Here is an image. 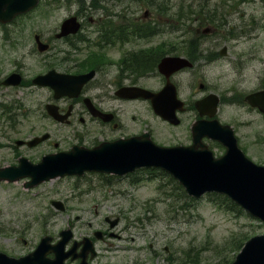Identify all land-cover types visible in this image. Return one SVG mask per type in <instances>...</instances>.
Here are the masks:
<instances>
[{
    "label": "rangeland",
    "instance_id": "1",
    "mask_svg": "<svg viewBox=\"0 0 264 264\" xmlns=\"http://www.w3.org/2000/svg\"><path fill=\"white\" fill-rule=\"evenodd\" d=\"M91 1L85 0V4L98 17L100 12L95 11ZM99 1L109 9L116 3V0ZM169 3L174 8L169 9L165 19L168 17L170 21L182 16L179 15L181 11L187 13L192 9L203 19L217 14L234 28L233 35L228 36V30L220 20L216 21L220 33L211 35L206 44L213 45L215 51L227 46L228 54L217 64L203 67L196 77L194 89L203 90L199 88V82H204L206 92H199L197 97L208 92L223 96L234 91L246 93L264 82V0H169ZM147 4L155 9L152 2ZM79 5V0H41L32 12L20 16L13 26H22L23 32L19 36L22 44L8 50L10 63L17 55H25L19 61L28 65L26 75L29 78L43 71L38 56L27 54L35 48L34 33L45 31L47 34L64 18L74 14ZM193 25L198 27L199 24ZM5 51L0 44V53ZM240 62L244 67L238 73L234 64ZM202 63H206L205 58ZM189 78L187 74L182 76L185 81ZM99 79L100 76L96 81ZM156 79L153 83L159 88L160 82ZM190 90L185 84L182 96L189 95ZM93 92L102 93L98 89ZM5 93L8 101L19 99L24 104L26 115L19 125L22 136L51 134L52 140L42 142L35 150L36 161L46 153L69 149L76 143L75 134L82 131L83 125L78 121L60 122L48 114L47 103L65 108L69 104L68 100L54 98L50 87H21ZM114 104L118 107L119 101ZM125 107L128 115L141 114L170 135L163 127L166 124L149 105L138 102ZM241 112L244 109L222 102L220 118L236 121L245 139L258 140L260 130L264 137V119L250 113L241 115ZM195 114L196 111L179 114L180 125L172 127L175 143L190 135ZM7 142V139H0V166L14 161L12 150L3 146ZM54 142H58L59 147H55ZM224 151L219 149L217 153L221 155ZM261 151L255 159L264 164V142ZM28 179L0 181V244L9 245L15 252L36 247L44 235L58 237L72 221L74 236L69 244L84 237L92 238L100 255L95 260L98 264H195L193 261L197 258L199 264H230L229 260L234 259L237 251L231 254L226 251V259L215 252V246L223 248L233 233L244 232L248 236L264 233V224L246 211L235 213L219 208L210 194L198 199L184 194L180 183L160 169L154 173L142 169L126 176L96 172L69 175L32 188L25 187ZM52 200L62 201L65 209L57 208ZM108 216L112 219L121 217L119 224L111 226L106 220ZM96 231H102L103 238H96Z\"/></svg>",
    "mask_w": 264,
    "mask_h": 264
},
{
    "label": "flooded vegetation",
    "instance_id": "2",
    "mask_svg": "<svg viewBox=\"0 0 264 264\" xmlns=\"http://www.w3.org/2000/svg\"><path fill=\"white\" fill-rule=\"evenodd\" d=\"M150 2H154L155 9L147 4ZM170 8H174V6H171L169 0H116L113 9L100 7V13L95 18L94 11L79 6V9L74 13L79 19V27L76 32L60 36L65 21L63 19L54 29L48 30L47 34L45 31L34 33V36L37 33L40 34L47 46L43 51L39 45L35 44V48L33 47L31 52L27 53L36 54L42 67H44L43 71L30 78L26 75L28 65L19 61L21 57L24 56L25 58V55H17L15 60L10 63L11 58L8 53V50L17 48L22 44L19 38L23 32L22 26L14 27L13 24L17 21L7 24L0 23V44L6 50L0 53V139L8 140L3 146L9 147L14 154V161L9 163L8 166L18 165L22 157L37 162L34 159L37 153L35 150L41 144L29 145L28 143L37 135L22 136L19 125L26 115L23 109L24 104L19 99L8 101L5 98L7 97L5 91L29 86L46 87L35 84L34 78L39 74H46L51 71L55 74L72 75L85 74L91 70L96 71L95 76L84 84L78 97L63 96L59 98L69 101L67 108L58 105L59 112L62 115L66 114L70 107L69 115L66 118L67 124L78 121L83 125L82 133L75 134V144L95 148L102 142H114L119 139L141 136H148L157 144L166 146L190 145L193 143L192 125L202 118L196 108V103L210 93L197 97L199 92H206L207 86L204 82H199V88L203 87L201 88L203 90L195 91L196 77L201 73L203 67L217 64L220 58L227 57L228 54L227 46L226 52L222 50L223 48L215 51L213 45L207 46L206 43L211 35L220 33V27L216 24V21L220 20L219 22L224 25L228 30V36L233 35L234 28L217 14H213L212 17L206 19L199 17L198 14L199 18L194 19V21L192 19H179L178 16L177 19L170 21L168 17L165 19ZM193 24L199 25L196 27ZM165 57L185 58L188 60V64L174 70L170 76H167L161 74L158 70L160 62ZM203 58L206 59L204 64L202 63ZM239 59L241 58L239 57ZM234 65L237 72L241 73L244 63L240 62ZM15 73L21 75V81L18 84H7L6 81ZM184 74L190 76L187 81L182 79ZM99 76L100 79L96 81ZM155 79L160 82L159 88L155 87L153 83ZM168 82L175 84L179 97L185 102L186 110L182 113L196 111L190 135H187L185 140L178 143H175L171 135L172 127H178L180 124L174 125L162 119V122L166 124L163 127L169 130L170 135L168 136L157 125L151 123L147 117L141 114L139 116L135 114L128 115L125 107V105L138 102L141 105L145 103L152 107V102L149 98L142 96L137 98L125 97L124 95L128 93L124 89L142 87L157 92ZM185 84L191 90L189 95L183 97L182 90ZM97 89L102 93L93 92ZM262 90H264V82L260 83L256 89L246 93L234 91L224 96L220 95V105L215 116L221 123L233 127L239 147L257 163L259 161L255 157H258L259 153L262 152L261 143L264 142L263 130L258 131V140L245 139V136L239 132L236 121H222L220 107L222 102H226L229 105L244 109V112L240 113L241 115L250 113L264 119V113L258 107L249 104L245 99L247 95ZM115 101H119L118 107L114 104ZM90 104H93L97 110L110 115H95L89 106ZM48 140H52V137L50 136ZM202 141L217 156L219 155L217 153L219 149H225L223 144L213 138L204 137ZM53 144L55 147H59L58 142ZM118 218L120 221L121 217ZM52 238L53 243H56L60 237L54 238L52 236ZM23 242L26 244L27 241L23 239ZM72 245H67L65 249L66 261L68 264H78L83 259L81 255L83 246L80 244L78 249L72 252L70 249ZM35 248H25L22 252H15L9 248V245L0 244V252L15 258L25 257ZM47 256L53 258L56 254L52 250ZM99 256L97 251L94 255L92 252L88 253L86 258L92 264H98L95 260Z\"/></svg>",
    "mask_w": 264,
    "mask_h": 264
},
{
    "label": "water",
    "instance_id": "3",
    "mask_svg": "<svg viewBox=\"0 0 264 264\" xmlns=\"http://www.w3.org/2000/svg\"><path fill=\"white\" fill-rule=\"evenodd\" d=\"M38 3L39 0H0V21H11L17 15L30 11ZM78 27L77 17H70L65 20L60 36L76 32ZM36 37L41 45L40 48L46 49L47 45L41 43L39 36ZM187 61L184 58L166 57L161 61L159 70L170 75L174 70L187 64ZM94 75L95 70L82 75L55 74L51 71L37 76L34 82L50 85L55 90L56 98L63 95L78 96L85 82ZM20 81V75L13 74L6 83L18 84ZM124 91L128 93L124 95L125 97L150 98L155 113L174 124L180 122L177 111L186 109L172 83H168L159 92L140 87L124 89ZM219 100L216 94H210L198 100L196 106L202 116H214ZM246 100L264 112V91L252 93ZM89 106L95 115H107L97 110L93 104ZM47 109L60 121H65L69 115V111L65 115L60 114L59 107L55 104H48ZM193 136L194 143L189 146H161L148 136L103 143L93 149L74 146L69 151L47 154L37 164L23 158L19 166L0 167V180L16 181L31 177L25 186L33 187L59 176L84 175L87 171L124 175L142 167H157L172 174L189 195L201 197L207 192L225 194L252 216L264 221V165L249 159L239 148L234 130L229 125H222L217 119L212 121L202 119L196 122L193 126ZM204 136L225 144L226 153L221 157H215L213 151L202 142ZM48 137L49 134H44L36 137L29 144H38ZM53 204L59 209L65 208L61 201H53ZM107 220L112 226L118 223V219L107 218ZM61 234L63 238L56 245H51V237L45 236L35 252L20 259L0 253V264H66L64 248L72 237V231L63 230ZM96 236L102 238V232L97 231ZM82 243L84 247L81 253L84 258L89 251L95 252L89 238H85ZM77 246L78 243H75L71 251H75ZM51 249L56 252L54 259L46 256ZM80 264L88 263L83 260ZM231 264H264V234H257L248 239Z\"/></svg>",
    "mask_w": 264,
    "mask_h": 264
},
{
    "label": "trees",
    "instance_id": "4",
    "mask_svg": "<svg viewBox=\"0 0 264 264\" xmlns=\"http://www.w3.org/2000/svg\"><path fill=\"white\" fill-rule=\"evenodd\" d=\"M95 5H98L100 3V1H96L93 0L92 2ZM181 14V12H180ZM191 14H198V12L190 9V11H188L187 13H184L185 18H189ZM152 172H156V169H151ZM184 194H186V192H184ZM212 196V201L214 202V204L219 207V208H223L226 211H233L235 213H241L243 212V210L233 201H231L227 196L225 195H221V194H217V193H211L210 194ZM189 198V196H188ZM250 238V236H248L247 234H245L244 232L241 233H233L232 237L227 241L226 245L221 248L219 246H215L214 250L217 253H221L222 255H224L226 253V251L228 252V254L234 253L235 251L239 252L240 249L243 247L245 241ZM199 254V253H197ZM224 257L227 259L228 256L224 255ZM230 263L233 261V259L229 260ZM200 260L197 258L195 261H193V263L195 264H199Z\"/></svg>",
    "mask_w": 264,
    "mask_h": 264
}]
</instances>
